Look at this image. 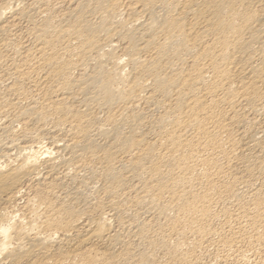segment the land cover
<instances>
[{
	"label": "bare ground",
	"instance_id": "bare-ground-1",
	"mask_svg": "<svg viewBox=\"0 0 264 264\" xmlns=\"http://www.w3.org/2000/svg\"><path fill=\"white\" fill-rule=\"evenodd\" d=\"M60 2L0 0V264H186L203 243L247 259L264 0Z\"/></svg>",
	"mask_w": 264,
	"mask_h": 264
},
{
	"label": "rangeland",
	"instance_id": "rangeland-1",
	"mask_svg": "<svg viewBox=\"0 0 264 264\" xmlns=\"http://www.w3.org/2000/svg\"><path fill=\"white\" fill-rule=\"evenodd\" d=\"M62 2L63 3V1H64V3H63V5L65 6L64 8H67L69 5H68V0H66L67 2H65V0H53V2ZM60 2V3H61ZM25 23L24 24H22V26H21V30L23 31L25 28ZM120 48V49H119ZM122 48H123V46L122 45H119L118 46V52L119 53H121V51H123L122 50ZM76 76L78 77L79 76V74H76ZM0 117H1V115H0ZM253 117V116H252ZM0 119H3L2 117L0 118ZM0 122H1V120H0ZM261 123H263V125H262V129L261 130H264V122H261ZM44 146H46V147H50V146H48V145H44ZM51 148V147H50ZM217 182H219V181H217ZM220 183V182H219ZM28 183H26L25 184V186L23 187L24 189H22V192L21 193H23V195L21 194V196H19L11 205H10V207L11 208H16V209H21V206L24 204V202H25V200L28 198V196H30L31 194H32V192H33V189L35 188L34 187V184H31L30 185V183H29V185H27ZM41 185V187L43 186H45L44 184L45 183H43L42 184V181H39L38 183H37V186H39L40 187V185ZM26 185H27V187H26ZM29 186V187H28ZM31 187V188H30ZM34 187V188H33ZM26 188V189H25ZM28 188H30V189H28ZM30 190V191H29ZM28 191V192H27ZM32 191V192H31ZM30 192V193H29ZM28 193H29V195H28ZM60 193V192H59ZM243 194H244V192H243ZM27 196V197H26ZM22 198V199H21ZM246 198V199H245ZM19 199H21V200H19ZM244 199H245V201H244ZM23 200V201H22ZM247 196L246 195H243V197H242V201H243V203L242 204H244V205H246L247 204ZM263 201H264V197H263ZM17 203V204H16ZM235 202L233 201L232 202V204H230V205H228L227 207H229V210L230 211H232V213H236L237 212V210L236 209H238V206H239V203L238 202H236L235 204H234ZM22 204V205H21ZM15 205L18 207H15ZM233 207H232V206ZM263 211H264V208L262 209ZM262 212V211H261ZM262 213H264V212H262ZM261 213V216L263 217L262 218V221H261V224L262 225H264V214H262ZM215 219V220H214ZM214 219H212L211 221H215V222H212V227H213V229H216V231L218 232V233H220V232H222L221 234H224V235H222L223 237L224 236H227L228 238H230L231 237V233H230V230H232V231H234V230H236L237 229V225H235V222H231L230 223V225L229 226H227V224H224V222H222V218L221 217H217V218H214ZM220 219V220H219ZM219 220V221H218ZM218 221V222H217ZM159 222L161 223V222H164V220L162 219V220H159ZM233 223V224H232ZM221 224V225H220ZM233 225V226H232ZM115 226H116V228H118V225L117 224H115ZM231 226V227H230ZM235 226V227H234ZM231 228V229H229L228 230V228ZM247 228V227H246ZM262 227H260L259 229L260 230H258V232L260 233L259 234V243L257 242V243H255L254 242V244H253V242L252 243H250L249 241H248V239L247 240H245L244 241V243H241L240 245H239V243H237V244H234V246L232 247V249L234 250V249H236V248H238L241 252H243V253H245V257L248 259H245V260H241L240 262H239V260H238V256H234V255H232L231 257H228V258H225V255H226V252H225V250L224 249H222L221 247H218V248H216L214 245H207L206 243H203V244H200V245H198V244H194V248H193V246L191 247H188V250H189V255L191 256V254H192V256H191V259L189 260V262H191L190 264H193V262H194V260H196L195 262H194V264H243L244 262V264H264V231H262L263 229H261ZM219 230V231H218ZM237 231V230H236ZM245 235V234H244ZM262 236V237H261ZM262 238V239H261ZM248 241V242H247ZM261 242V243H260ZM206 245V247H205V245ZM249 244V245H248ZM255 244H256V246H255ZM258 244V245H257ZM260 244V245H259ZM204 245V246H203ZM237 245H238V247H237ZM252 245V246H251ZM261 245H262V248H260L261 247ZM258 246V247H257ZM240 247H242L241 249H240ZM248 247H251V248H248ZM247 250H246V249ZM259 248V249H258ZM191 249V250H190ZM209 249V250H208ZM205 250V251H204ZM212 250V251H211ZM233 250H232V252H233ZM245 250V251H244ZM263 250V251H262ZM235 251V250H234ZM261 251V252H260ZM158 253H160L159 255H158ZM234 253H237V252H234ZM239 253V252H238ZM260 253H262V254H260ZM163 255V256H162ZM165 254H164V252H162V251H158L157 253H156V259L157 260H155L156 262H154V264H164V263H167V264H176V262L175 261H171L170 263L168 262V260H167V258L164 256ZM209 255V256H208ZM247 255V256H246ZM162 256V257H161ZM195 256V257H194ZM158 257V258H157ZM258 257V258H257ZM198 258V259H197ZM232 258H234L233 260H234V262H233V260L232 261H230ZM223 259L225 260L224 262H223ZM227 259V260H226ZM250 259V260H249ZM165 260V261H164ZM257 260V261H256ZM259 260V261H258ZM164 261V262H163ZM204 261V262H203ZM227 261V262H226ZM230 261V262H229ZM238 261V262H237ZM247 261V262H246ZM189 262H187L186 264H188ZM236 262V263H235ZM255 262V263H254Z\"/></svg>",
	"mask_w": 264,
	"mask_h": 264
}]
</instances>
